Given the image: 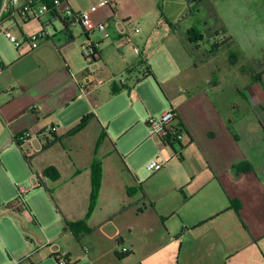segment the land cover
<instances>
[{
  "label": "crops",
  "instance_id": "0c3cea01",
  "mask_svg": "<svg viewBox=\"0 0 264 264\" xmlns=\"http://www.w3.org/2000/svg\"><path fill=\"white\" fill-rule=\"evenodd\" d=\"M68 1L74 11L85 10ZM96 1L111 5L95 16L106 22L109 36L87 37L100 52L95 72L74 71L54 38L51 46L27 41L44 29L49 34L60 22V34L68 37L65 46L74 44L78 24L67 19L66 29L58 11L40 20L19 17L11 27L22 41L16 52L0 42V148L10 140L8 146L20 148L18 138L26 130L58 126L52 138L33 140L28 152L20 148L31 174L40 176L44 203L48 209L49 201L52 210L47 217L38 205L32 212L26 203L29 212L19 218L43 234L26 237L21 252L12 248L22 256L13 260L57 264L54 245L67 253L69 264H264V0H200L192 11L188 0ZM237 7L243 16L236 14ZM119 22L125 33L118 30ZM166 27L182 37L181 50L191 61L186 66L197 78L175 84L156 75L149 61L152 45L144 40ZM116 43L123 47L118 62ZM46 48L54 53L50 59ZM141 62L150 77H142ZM124 90L125 105L114 103L112 115L106 114L104 107ZM79 103L73 121L60 125V113ZM173 104L186 137L159 150L148 139L146 122ZM134 105L144 109L142 119L124 118ZM91 113L94 117L75 132ZM180 148L178 158L174 152ZM159 151L167 163L151 174L145 165ZM95 160L102 163L103 178L97 206L87 218ZM0 164L7 180L17 177L6 162ZM48 167L58 171V179L44 175ZM8 189L0 204L15 197L12 186ZM81 221L89 231L75 232L68 225ZM123 247L129 253H121ZM0 264H11V257L2 255Z\"/></svg>",
  "mask_w": 264,
  "mask_h": 264
},
{
  "label": "rangeland",
  "instance_id": "374dc122",
  "mask_svg": "<svg viewBox=\"0 0 264 264\" xmlns=\"http://www.w3.org/2000/svg\"><path fill=\"white\" fill-rule=\"evenodd\" d=\"M73 1L77 3L80 9H85V10H88L95 3L97 4L96 0H73ZM177 3L179 4V2ZM238 9L240 8L239 7L235 8L236 14L240 13L241 16H243L244 15L243 12L241 10L240 12H238ZM81 11L83 10H78L77 12H81ZM252 19L254 20V22H256L253 24L256 25L258 22L257 21L258 18H256L255 16ZM36 23L38 24V21H35L32 24H36ZM63 29H64L63 25L60 22H56L55 29L54 27L49 28V34L52 37L50 38L46 37V39L44 38L36 43L37 44L47 43L48 46H51L55 42L54 44L57 46V48L63 49L62 50L63 55L66 54V56L69 57L70 62L72 63V66L74 68V71H77L79 69L80 72H84L87 68V62L83 56L82 46L85 43H87V36L85 35L84 31H82L79 25L74 27L73 34L74 37L76 38L75 43L74 44L71 43L69 46L66 47L65 46L66 38L68 40V37H66L64 33L60 34V32L63 31ZM40 32L32 33L31 35L38 34ZM12 34L18 39L16 34L13 33V31ZM96 34L97 36L103 37V35H101V33L99 32H96ZM255 34L257 33L255 32ZM53 38H54V42H53ZM0 42L8 50L12 51V53L16 52L17 47L14 45V43L9 41L2 34H0ZM146 42L152 45L151 46L152 50L149 54V61L156 75H158L159 78L168 77V79H170V82L175 84H178L182 81L192 80L194 78L196 72L191 68H187L186 66L187 63L191 61H189V58L186 56L185 52L181 50L183 41H182V37L179 35L178 32H174L168 27L164 28L163 30H153L149 33V38H146L144 40V43ZM163 44L165 48L161 50H157L158 47H160V45ZM116 45L117 43L114 44L113 51L116 54V59L118 62L121 59L120 54L118 53V49L120 51L122 50L123 47H122V43H119L118 46ZM250 50L252 51L253 48H250ZM44 53L46 54L48 59H50L52 54H54L49 48L44 49ZM111 57L112 55H110V58ZM172 58H174L175 60L172 61L171 60ZM201 72L202 75H205L206 73L205 70H201ZM120 76L121 74L119 75L117 74L115 80L119 82ZM197 76L198 74L196 75V78ZM104 81H105L104 79L100 80V83ZM151 81L155 84V80L153 78H151ZM123 92L124 95H122L121 97H116L117 99H113L116 101H112V103L110 104V108H108L107 106L104 107L106 114L112 115V113L114 112L113 109L114 107H112L114 103L115 105L116 104L120 105L117 108H121L123 104L125 105V103L128 100V93L127 90H124ZM161 97L163 98V100L165 99L162 92H161ZM81 104L82 103H79L78 105L72 106L70 109L61 112L60 115L58 116L60 117V120H57L59 121L58 123H61L60 125L63 124L67 125L68 123L73 121L75 117L74 115L80 108ZM143 110L144 109H142V107L140 110L138 106L134 105L133 109L129 110L124 114V118L130 117L136 120L142 119L144 112ZM6 143L7 142H5V144ZM5 144H3V146H1L0 148V160L2 162H6L12 170L14 169L17 174V177L16 176H14L15 178L11 177L13 176L11 174L10 180L9 179L7 180L5 178V174H4L5 171L3 169V166L0 164V189H2L0 191V195L8 194V190H9L8 188H11L12 186L13 190L15 191V197L11 200L13 201L17 196L15 183L16 184L28 183L29 180L28 178L31 172L28 169L26 162L24 161L25 159L21 153V149L17 146V144L14 143L12 146H8L5 149H3ZM148 144L149 146H151L150 142ZM148 144L146 146L149 148ZM23 150L25 152H28L29 148L24 147ZM45 198H46L45 188L41 186L31 191L28 195H26L25 201L28 204L29 208L32 210V212L35 211V205H38L40 209L44 211L47 217H51L49 210H52L50 209L52 208V205L49 201H46L47 202L46 204H48V209H47L44 203ZM11 201L0 204V213L2 206H4L5 204ZM11 216H15V215L8 214L3 217H0V258L2 255L5 256L6 258L10 256L11 264L12 263L17 264L18 262L16 260H20L22 256H17L16 253L12 250V248L15 249L17 248L18 250L17 249L16 250L21 252L20 250L22 246V241L26 242V237H30L33 238V240H36L38 237L37 235L41 236V234L43 233L39 232L38 227H36L35 225L26 222L23 217L19 218V216L18 217L16 216L15 217L16 219H14V217ZM37 232H39V234H37ZM159 257H156L155 260L158 259Z\"/></svg>",
  "mask_w": 264,
  "mask_h": 264
},
{
  "label": "built area",
  "instance_id": "2783aa9c",
  "mask_svg": "<svg viewBox=\"0 0 264 264\" xmlns=\"http://www.w3.org/2000/svg\"><path fill=\"white\" fill-rule=\"evenodd\" d=\"M196 1V0H190ZM109 1H102L98 5L91 6L88 10L81 12L74 11L68 0H52L49 4L45 0H0V34H3L9 41L19 48L22 41L17 39L11 31L13 25H18L19 17L23 21L29 19H42L48 14L54 15L60 12L64 18L72 20L78 24L83 31L88 35V38L95 32L102 33L105 37L109 36V29L106 22H99L95 19L96 14L100 8H109ZM117 28L120 33H125V26L122 22L117 23ZM49 34L44 29L38 34H33L28 37L29 43H36L39 40L46 39ZM83 56L87 62L86 70L95 72L101 62L100 52L98 47L88 39L87 43L82 46ZM3 67L0 66V73ZM143 75H146L143 73ZM148 78V77H147ZM148 130V139L151 140L159 150L165 148H173L177 144H181L185 139V128L178 120V114L175 109V104L171 105L164 113L159 116H150L146 122ZM58 131L57 125H48L37 132L29 129L23 132L19 137L21 143L20 148H32L33 140L44 137L52 138ZM176 157L182 156V149L174 152ZM167 161L161 151H159L153 158H151L145 165L146 170L151 173L161 171L166 165ZM42 186L40 176L33 172L28 180V183L17 184L16 198L5 204L1 208V213L12 214L16 216H27L28 207L25 201L26 195L31 191ZM52 252L56 258L57 264H69L67 260V253L62 251L58 246L51 245ZM121 253H129V249L123 247Z\"/></svg>",
  "mask_w": 264,
  "mask_h": 264
},
{
  "label": "trees",
  "instance_id": "16d2710c",
  "mask_svg": "<svg viewBox=\"0 0 264 264\" xmlns=\"http://www.w3.org/2000/svg\"><path fill=\"white\" fill-rule=\"evenodd\" d=\"M47 1V3H51L52 0H45ZM200 3V0H196V1H190L188 0V5L191 9V11L194 9L195 6H197L198 4ZM61 19L63 20L64 24H65V28L68 29L69 27V23L67 21L66 18L64 17H61ZM178 26H179V23H176L175 25H171V27L173 29H178ZM85 33V32H84ZM191 33V32H189ZM85 35L88 37V35L85 33ZM201 37V35H199L198 38H194V39H199ZM73 41V38L70 36L69 37V43H71ZM138 66H143L144 69H143V73H145L146 75H143L142 74V77L143 78H147V77H150L151 76V72L149 70V68L146 66V64L144 62H141ZM137 66V67H138ZM94 117V115L91 113V114H88L87 116H85L83 118V120L79 123V125L76 127V129L74 130L75 132L76 131H79L80 129H82L83 127H85L88 122ZM18 145L20 146L21 143L19 141V138H18ZM26 159L27 161L30 163V158L28 156H26ZM243 166H240L239 169H241ZM44 175L49 178V179H58L59 178V173L58 171L54 168V167H48L44 170ZM102 178H103V166H102V163L99 162L98 160H95L92 164V193H91V199H90V207H89V211H88V214H87V218L90 217L94 211V209L96 208L97 206V202H98V198H99V194H100V190H101V183H102ZM49 192V195L50 197L53 199L52 197V194L50 193L49 190H47ZM236 211L238 212V207H236L235 205V208ZM72 230H74L75 232L77 230H80V232H87L89 231V228L87 227V224H86V221H81V222H75V223H69L68 224Z\"/></svg>",
  "mask_w": 264,
  "mask_h": 264
},
{
  "label": "water",
  "instance_id": "95a60500",
  "mask_svg": "<svg viewBox=\"0 0 264 264\" xmlns=\"http://www.w3.org/2000/svg\"><path fill=\"white\" fill-rule=\"evenodd\" d=\"M9 144H11V140H10V142L8 143V145ZM7 144L3 147V149H5L7 146H8ZM5 215H8V214H6V213H1L0 214V217H3V216H5ZM10 215H12V214H10Z\"/></svg>",
  "mask_w": 264,
  "mask_h": 264
},
{
  "label": "bare ground",
  "instance_id": "6f19581e",
  "mask_svg": "<svg viewBox=\"0 0 264 264\" xmlns=\"http://www.w3.org/2000/svg\"><path fill=\"white\" fill-rule=\"evenodd\" d=\"M42 181V180H41Z\"/></svg>",
  "mask_w": 264,
  "mask_h": 264
}]
</instances>
